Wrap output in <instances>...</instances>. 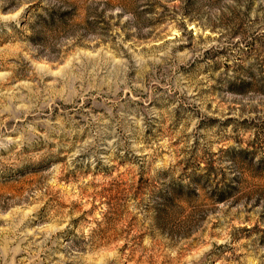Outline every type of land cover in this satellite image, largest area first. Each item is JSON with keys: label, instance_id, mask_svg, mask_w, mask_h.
Returning <instances> with one entry per match:
<instances>
[{"label": "rangeland", "instance_id": "obj_1", "mask_svg": "<svg viewBox=\"0 0 264 264\" xmlns=\"http://www.w3.org/2000/svg\"><path fill=\"white\" fill-rule=\"evenodd\" d=\"M0 264H264V0H0Z\"/></svg>", "mask_w": 264, "mask_h": 264}]
</instances>
